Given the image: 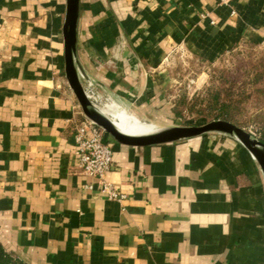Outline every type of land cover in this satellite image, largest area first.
<instances>
[{
    "label": "crops",
    "instance_id": "crops-1",
    "mask_svg": "<svg viewBox=\"0 0 264 264\" xmlns=\"http://www.w3.org/2000/svg\"><path fill=\"white\" fill-rule=\"evenodd\" d=\"M18 33H36L39 45L31 60L26 43L0 46V248L11 261L264 264V187L237 142L209 134L133 147L104 133L112 165L103 179L125 195L109 199L74 154L85 118L64 77L60 33L48 32L47 46L42 32ZM242 42L264 45V0H79L82 86L91 80L139 123L168 125L167 79L153 75L166 54L212 59Z\"/></svg>",
    "mask_w": 264,
    "mask_h": 264
},
{
    "label": "rangeland",
    "instance_id": "rangeland-1",
    "mask_svg": "<svg viewBox=\"0 0 264 264\" xmlns=\"http://www.w3.org/2000/svg\"><path fill=\"white\" fill-rule=\"evenodd\" d=\"M6 1L9 2L8 5L5 3L0 6L2 48L11 43L14 47L26 43L29 49L24 55L27 60H31L33 55L31 47L39 45L37 38L33 37L37 35L32 33V37L27 38L18 32H42L39 33L40 42L44 46L48 45V32H59L62 42L61 27L65 0H3ZM8 32L15 35L11 38L12 42L8 41L10 38ZM18 55L22 58L23 52ZM20 58L15 60L18 65L20 60L22 61ZM5 59L6 53L0 52V60ZM153 75H164L167 79L162 85L163 90L166 89L169 95L170 115L166 124L201 125L221 119L242 128L253 138L260 141L264 139V45L242 42L234 50L221 53L212 59L199 58L181 49H174L160 60L153 70ZM84 87L87 88V81ZM92 87L94 92L100 95L96 106L101 109L107 105L116 106L115 102H112L113 99L100 91L94 82ZM75 104L80 110L76 100ZM116 110L122 111V108L118 107ZM210 136L215 142L233 140L220 134ZM240 148L247 153L249 159L247 166L253 172H250V175L254 174L258 180L256 183L264 187L258 165L241 145ZM230 162L236 167L241 165L240 157H233ZM254 186L251 185V188ZM255 214L254 206L249 205L247 222L250 226L253 223L249 220H254ZM253 231L250 229L248 235L252 241H256L254 237L256 232Z\"/></svg>",
    "mask_w": 264,
    "mask_h": 264
},
{
    "label": "water",
    "instance_id": "water-1",
    "mask_svg": "<svg viewBox=\"0 0 264 264\" xmlns=\"http://www.w3.org/2000/svg\"><path fill=\"white\" fill-rule=\"evenodd\" d=\"M78 11L79 0H65L61 27L63 71L67 86L77 101L84 118L106 132L115 142L133 147L173 143L206 134L228 136L250 154L258 165L264 181V143L226 120L217 119L201 125L156 126L141 123L150 125L153 129L139 134H125L118 130L113 121L101 111V108L90 101L82 86L81 79L85 78V74L78 61L76 50Z\"/></svg>",
    "mask_w": 264,
    "mask_h": 264
},
{
    "label": "built area",
    "instance_id": "built-area-1",
    "mask_svg": "<svg viewBox=\"0 0 264 264\" xmlns=\"http://www.w3.org/2000/svg\"><path fill=\"white\" fill-rule=\"evenodd\" d=\"M230 1L218 0L221 5H227ZM84 91L92 103L96 105L99 102L100 95L94 92L90 80L87 81V88L85 87ZM104 133L106 132L85 118L73 132L74 154L80 170L96 181L99 189L105 193L107 198L122 200L125 195L103 179L104 174L110 170L112 165L111 146L108 141L103 140ZM87 187L91 188V185Z\"/></svg>",
    "mask_w": 264,
    "mask_h": 264
},
{
    "label": "bare ground",
    "instance_id": "bare-ground-1",
    "mask_svg": "<svg viewBox=\"0 0 264 264\" xmlns=\"http://www.w3.org/2000/svg\"><path fill=\"white\" fill-rule=\"evenodd\" d=\"M101 111L113 121L118 130L125 134H139L153 129L152 126L141 124L126 113L116 110L113 105H107Z\"/></svg>",
    "mask_w": 264,
    "mask_h": 264
},
{
    "label": "trees",
    "instance_id": "trees-1",
    "mask_svg": "<svg viewBox=\"0 0 264 264\" xmlns=\"http://www.w3.org/2000/svg\"><path fill=\"white\" fill-rule=\"evenodd\" d=\"M264 143V139L261 140ZM0 264H18L14 261H11L4 251L0 248Z\"/></svg>",
    "mask_w": 264,
    "mask_h": 264
}]
</instances>
